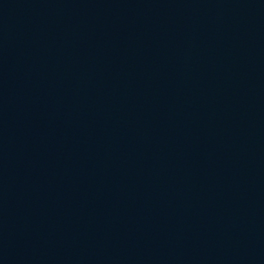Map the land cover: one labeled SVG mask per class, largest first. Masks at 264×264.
Returning a JSON list of instances; mask_svg holds the SVG:
<instances>
[{
  "label": "water",
  "instance_id": "obj_1",
  "mask_svg": "<svg viewBox=\"0 0 264 264\" xmlns=\"http://www.w3.org/2000/svg\"><path fill=\"white\" fill-rule=\"evenodd\" d=\"M0 264H264V0H0Z\"/></svg>",
  "mask_w": 264,
  "mask_h": 264
}]
</instances>
